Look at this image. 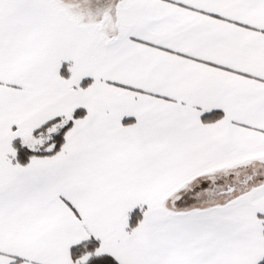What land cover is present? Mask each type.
<instances>
[{
	"label": "snow or ice",
	"instance_id": "1",
	"mask_svg": "<svg viewBox=\"0 0 264 264\" xmlns=\"http://www.w3.org/2000/svg\"><path fill=\"white\" fill-rule=\"evenodd\" d=\"M0 264H264V0H0Z\"/></svg>",
	"mask_w": 264,
	"mask_h": 264
}]
</instances>
